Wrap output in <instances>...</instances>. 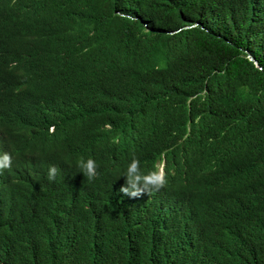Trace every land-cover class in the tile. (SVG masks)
<instances>
[{"label": "trees", "instance_id": "1", "mask_svg": "<svg viewBox=\"0 0 264 264\" xmlns=\"http://www.w3.org/2000/svg\"><path fill=\"white\" fill-rule=\"evenodd\" d=\"M0 151V264H264V0H0Z\"/></svg>", "mask_w": 264, "mask_h": 264}, {"label": "clouds", "instance_id": "2", "mask_svg": "<svg viewBox=\"0 0 264 264\" xmlns=\"http://www.w3.org/2000/svg\"><path fill=\"white\" fill-rule=\"evenodd\" d=\"M11 164V154L0 151V174L3 173L4 169L10 168ZM76 166L88 181L94 180L99 175V165L91 157L88 159L80 157ZM58 172V166L51 165L47 173L48 180L50 182L55 181ZM123 176L126 177V180L125 185L120 188V192L133 198L140 197L146 192L150 194L153 190L159 191L167 183L166 173L162 167H156L147 173L142 172L140 158L136 154L131 156Z\"/></svg>", "mask_w": 264, "mask_h": 264}]
</instances>
